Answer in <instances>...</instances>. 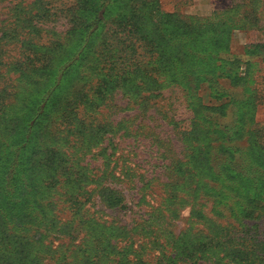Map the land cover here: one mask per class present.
Here are the masks:
<instances>
[{"label": "rangeland", "instance_id": "obj_1", "mask_svg": "<svg viewBox=\"0 0 264 264\" xmlns=\"http://www.w3.org/2000/svg\"><path fill=\"white\" fill-rule=\"evenodd\" d=\"M231 245L264 255V0H0V262Z\"/></svg>", "mask_w": 264, "mask_h": 264}, {"label": "trees", "instance_id": "obj_2", "mask_svg": "<svg viewBox=\"0 0 264 264\" xmlns=\"http://www.w3.org/2000/svg\"><path fill=\"white\" fill-rule=\"evenodd\" d=\"M104 2H101V3H92V8L90 9V11H89V16H88V19H89V21H91L94 25H96L97 23H98V21H97V18H96V11H94L93 9L94 8H96V6H101L102 4H103ZM99 22H100V20H99ZM89 27H91V25H85L83 28L84 29H88ZM228 77H230V76H228ZM24 142V141H23ZM14 153H15V151H14ZM14 156H15V154H14ZM109 199H113V200H117V201H122V199L121 198H112V197H109L108 199H106V200H104V202L106 203V204H108L109 205ZM232 246V245H231ZM220 248H222L220 251H221V253H223V254H225V251H227L228 249L225 247V244L223 245V242H222V244L219 246ZM232 249H235L233 252H232V256H234V255H236V254H239V256L241 257L240 258V261L242 262V264H264V255H263V257L262 258H260V256H258V255H256V253H255V251H245V250H241L242 249V246L241 247H238V248H233V246H232ZM259 251L257 250V253H258ZM244 253H246L245 254V257H242L243 255H244ZM213 256V255H212ZM211 256V257H212ZM225 256V255H224ZM224 256L223 257H221L220 259H219V261L218 262H213L212 264H230V263H221V260L224 258ZM258 256V257H257ZM0 264H15V261L14 260H11V259H9V258H5L4 260H3V262H0ZM157 264H176V261H174V258L172 259V258H170V257H168V258H166L165 260H164V262H161V263H157ZM235 264H239V263H235Z\"/></svg>", "mask_w": 264, "mask_h": 264}]
</instances>
